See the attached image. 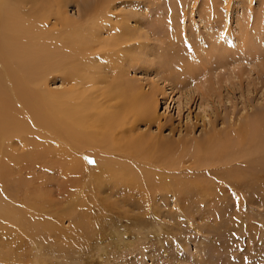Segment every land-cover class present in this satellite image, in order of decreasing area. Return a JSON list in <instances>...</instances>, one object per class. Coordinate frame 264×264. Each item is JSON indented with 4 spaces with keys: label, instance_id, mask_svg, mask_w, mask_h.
I'll list each match as a JSON object with an SVG mask.
<instances>
[{
    "label": "rangeland",
    "instance_id": "obj_1",
    "mask_svg": "<svg viewBox=\"0 0 264 264\" xmlns=\"http://www.w3.org/2000/svg\"><path fill=\"white\" fill-rule=\"evenodd\" d=\"M95 1H69L64 10L76 19L93 9ZM263 3L111 2L115 13L134 12L145 20L163 16V20L168 19L166 23H174L173 35L181 42L185 40L187 49H180V42L169 47L168 30L149 29L152 35L143 41L148 44L147 52L141 53L147 58L146 64L143 69H129L125 76L132 84L141 85L143 91L149 92L154 86L164 90L158 98L154 122H140L135 131L168 143L164 154L154 151L136 160L152 178L150 185L159 186L147 193L111 186L107 178H96L97 168L86 164L85 159L55 151L53 148L67 145L60 140L48 147L51 155H37L26 161V166L3 173L0 210L5 207L7 213H0V264H264V139L241 136L243 125L264 116ZM129 22L136 26L135 21ZM228 31L240 32L245 47L251 44L257 48V67L242 56L241 62H232L233 66H218L217 71L212 68L202 76L205 82L198 92H194L197 78L194 83L187 80L188 85L183 87L175 85L172 76H165L174 71L167 59L176 58V50L182 51L178 53L183 59H187L188 50L206 53V58L211 49L203 51L200 41L219 48L213 36L220 32L225 38ZM108 36L109 31L102 35ZM235 65L244 72L238 80ZM55 78L48 89L60 92L64 84L59 76ZM99 87L105 88L104 84ZM189 96L191 100L187 101ZM201 96L209 99L208 104ZM14 149L24 154L19 145ZM84 156L95 162L114 159L111 154ZM114 170L110 169V175H118ZM13 209L18 213L12 217L8 212Z\"/></svg>",
    "mask_w": 264,
    "mask_h": 264
},
{
    "label": "bare ground",
    "instance_id": "obj_2",
    "mask_svg": "<svg viewBox=\"0 0 264 264\" xmlns=\"http://www.w3.org/2000/svg\"><path fill=\"white\" fill-rule=\"evenodd\" d=\"M69 1L76 0H0V183L5 181L3 173L27 164L26 161L37 155H51L48 147L65 140L66 147L53 149L65 156L85 159L86 164L88 162L97 168L94 172L96 178L100 177L102 181L107 178L111 186H125L147 193L159 185H150L152 178L143 171V167L139 168L136 160L140 161L144 155L154 151L164 154L169 146L152 134L135 131L140 122H154L158 98L164 95V90L152 86L153 90L143 91L141 85L132 84L125 76L129 69H143L146 64L147 58L141 53L147 52L148 44L143 41L152 35L149 29L153 31L160 27L168 30L169 47L179 46L180 42V49H183L185 40L181 42L182 39L178 40L177 35H173L174 23H166L168 19L163 20V16L145 20L136 17L134 12L115 13L110 8V3L115 0H96L93 9L72 19L64 10ZM130 20L135 21L136 26H131ZM106 31H109V36L103 38ZM220 34L216 32L213 36L219 48L200 41L204 45L203 51L211 49L206 58V53L202 57L196 50V53L188 50L187 59H183V55L178 53L181 50L175 49L178 60L167 59L174 71L165 73V76H172L175 85L183 84V87L188 85L187 80L192 83L197 78L199 83L196 82L194 92H198L205 82L202 76L212 72V68L217 71L242 60L253 64V68L257 67V48L251 44L245 47L243 34L228 31L225 38ZM238 51L245 54L239 55ZM166 52L171 54L169 49ZM150 66L153 68L152 64ZM235 66L238 68L235 73L238 80L244 72ZM159 72L161 76L162 72ZM56 75L64 84L60 92L48 89L49 82ZM213 79L216 78L213 76ZM101 84L105 88L101 89ZM207 98L201 96L206 104ZM190 100L191 96L187 98ZM156 129L158 131L160 127ZM241 132V136L247 134L255 139H264V116L253 118L243 125ZM13 145L22 147L24 154H18ZM91 153L94 156L111 154L114 159L109 162L87 160L84 155ZM125 161L132 164L126 162L125 165ZM11 162L13 167H10ZM110 169H115L118 175L114 172L113 176L110 175ZM0 202L1 208V199ZM0 213H7L5 207ZM9 213L13 217L18 211L13 209Z\"/></svg>",
    "mask_w": 264,
    "mask_h": 264
}]
</instances>
